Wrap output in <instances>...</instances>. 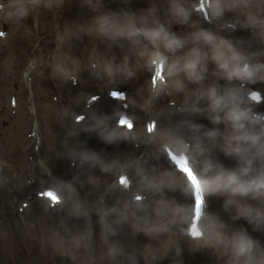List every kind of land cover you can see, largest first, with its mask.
Returning <instances> with one entry per match:
<instances>
[{"label":"rangeland","instance_id":"374dc122","mask_svg":"<svg viewBox=\"0 0 264 264\" xmlns=\"http://www.w3.org/2000/svg\"><path fill=\"white\" fill-rule=\"evenodd\" d=\"M180 2L197 5L198 0ZM229 2L236 3L234 0ZM236 4V8L224 13H232L240 18L242 14L254 17L255 12L256 16L264 17L262 3L257 11H253L252 6L245 11ZM157 7L158 5L155 8ZM165 7L164 4L161 6L163 9ZM195 15H190L189 19L193 20ZM194 23L198 27L205 26L203 28L218 33L214 28L208 27L209 24L203 23L197 15ZM227 38L241 45V41H236L235 34H230ZM66 56L63 51L62 57ZM213 69L214 65L210 63L205 79L199 87L207 88L212 86L214 81L217 85L221 82L223 78L213 75ZM151 72L152 67H146L143 71L135 70L137 80L127 83L130 96H138V110L141 109L134 114V131L119 130L117 127V118L125 113V107H120L114 114L106 112L105 107L108 104L105 101L108 100V94L103 87L107 89L111 81L97 84V78L91 81L94 87L88 88L83 94L82 104L74 113L63 115L62 128H58L53 134L48 130L45 133L39 129L40 122H36V116H32L28 109L17 110L22 120H17L18 125L14 123L7 129L5 127V132L13 137L18 126L19 129L22 127L19 132L26 135V140L14 143L11 153H8L9 159L0 163V184H3L0 190V264H223V260H218L210 249L201 247L202 241L187 234L194 226L199 227L194 221L190 224L192 197L190 200V194L188 198L182 195L177 190L175 172L167 167L163 168V162H168L166 147L177 151L168 142L169 136L181 143L183 141V144L191 141L194 147L199 142L200 146L210 153L211 149L208 145L204 146L201 138H196V142L192 139L196 137L200 127L211 121L196 117L193 120L195 123L191 124L187 115L192 109L195 97L188 96L185 103V93L177 91H174V99H180V103L177 100L175 103L176 106L179 103L184 110L182 114L172 112L167 105L170 98H165V107L161 108L159 114L153 113L150 116L153 104V90L149 82ZM237 85L238 82L235 81L224 87H238ZM197 87L195 84H187L189 92ZM256 88L243 90L245 104L247 93ZM91 94L102 96H99L97 102H89ZM205 106L207 103L204 100L196 104L199 109H205ZM55 112L54 109L51 114ZM257 114L263 116L264 107L259 109ZM44 115L42 110L41 117L44 118ZM77 115L84 116L82 123L76 122ZM31 117L35 119L32 120ZM147 117L159 125L155 137L145 130ZM185 121L187 125L183 128L180 123ZM35 123L39 125L36 130ZM1 124L0 119V126ZM99 127H104V133L95 135ZM211 127V130H217L213 123ZM255 127H262V121ZM227 133L228 130L225 134ZM1 136L4 134L1 133ZM6 143V140L1 142L2 145ZM244 146L249 147L248 142H245ZM256 151L257 147H250L247 158H252L253 169L259 170L264 167V160L254 158ZM79 153L90 156L96 154L94 156L98 159H79ZM97 153H101V156ZM219 154L223 155L221 147L216 157L218 161ZM230 161L233 163L237 160L230 156ZM10 166L15 168L17 173L11 174ZM102 166H107V170ZM65 173L73 178L72 182L66 180ZM125 175L127 189L118 183V179ZM160 177L166 178L165 186L161 190L148 187L149 180ZM26 188L28 190H25ZM43 188L58 191L61 204L52 208L51 204L46 202L44 205L40 204V207L30 206L26 209L24 204L29 205L31 197ZM135 194L143 196L142 204L136 205L133 198ZM214 199L215 205L218 204L220 209L218 213L212 212L213 214L224 220L230 229L243 227L256 237L260 229H256L243 218L233 219L234 212L224 209L223 200L209 197L211 202ZM161 200L175 206V213L163 209V216H157L155 209ZM251 203L256 207H264V200ZM77 205L86 214L78 215ZM113 208L117 211H110ZM104 211H107L108 215L102 218ZM262 238L263 236L256 239L264 245Z\"/></svg>","mask_w":264,"mask_h":264},{"label":"clouds","instance_id":"9594fccd","mask_svg":"<svg viewBox=\"0 0 264 264\" xmlns=\"http://www.w3.org/2000/svg\"><path fill=\"white\" fill-rule=\"evenodd\" d=\"M88 2L91 3V0ZM95 3L99 5L101 0H95ZM237 6L229 0H217L212 4V10L219 16ZM17 7L21 15L25 14L26 9L22 5ZM191 7L190 3L186 2L182 6L180 0H171L170 12L173 19L179 23H188L190 11L187 9ZM155 13V7L140 15L129 11L120 13L105 11L92 19L91 26L86 31L111 41H128L146 67L153 66L151 63L153 56L163 58L166 84L161 91L167 89L183 92L186 95L185 103L188 96L195 97L192 111H204L197 108L196 104L201 100L206 101L210 121L213 124L223 123L228 133L211 130L203 135L210 139L223 136L221 150L226 156L236 158L238 166L230 168L219 161H214L208 150L201 147L199 142L195 149H188L185 144L171 136L168 137V142L178 152L188 155L192 168L201 181L205 201L209 197L221 198L224 209L226 211L231 209L234 212L233 219L243 218L258 230L264 228V207H256L251 203L264 200V167L259 170L253 169V159L247 158L249 148L257 147L254 158L264 160V127L258 129L255 127L264 121V116L254 114L244 103V93L239 87L221 89L216 84L207 88L199 87L205 79L210 63L214 65L213 75L230 83L264 81V61L259 59L264 53L247 52L232 39L210 29L198 27L194 22L189 25L192 31L185 36H178L169 26L162 23ZM252 19L249 17L250 21ZM189 44L191 47L186 49ZM91 67L102 68L109 77L124 71L121 66H114L111 60L93 63ZM131 74L129 71L128 75ZM187 84H195L198 87L189 92ZM245 142H248L249 147L244 146ZM200 157L203 159H198ZM83 159L87 161L98 158L85 154ZM102 167L107 170V166ZM184 178L186 183H189L187 177ZM165 183L166 178L160 177L149 180L148 187L159 191ZM69 190L71 191L70 186ZM175 208L161 200L158 201L155 211L157 216H163V209L175 213ZM110 211L117 210L113 208ZM77 214H86L79 205ZM107 215L108 212L104 211L102 218ZM202 221L203 235L195 240L202 241L201 247L210 249L218 260H223V264H264V245L249 234L246 228L230 229L218 215L207 211H203ZM187 234L193 237L191 232Z\"/></svg>","mask_w":264,"mask_h":264},{"label":"snow or ice","instance_id":"6c2138e0","mask_svg":"<svg viewBox=\"0 0 264 264\" xmlns=\"http://www.w3.org/2000/svg\"><path fill=\"white\" fill-rule=\"evenodd\" d=\"M0 35H3V33H0ZM159 68L161 71H159L157 75L160 77V79H164V76L162 74L164 68L163 61H161V63L159 64ZM80 119H83V117H80ZM129 127H131L130 123H129ZM181 171H183L186 174L187 179L192 185L194 198H195V213H196V217L199 219L202 216V208L205 203V196L201 185V181L199 180V177L197 176L195 171L189 166L187 157H184L183 159V163L181 165ZM50 195L52 194L50 193ZM53 199L56 201V203H59L58 196H53ZM191 234L194 238H200L203 235L202 231L198 230V228H196L195 226L191 229Z\"/></svg>","mask_w":264,"mask_h":264},{"label":"bare ground","instance_id":"6f19581e","mask_svg":"<svg viewBox=\"0 0 264 264\" xmlns=\"http://www.w3.org/2000/svg\"><path fill=\"white\" fill-rule=\"evenodd\" d=\"M111 109V108H110ZM102 134V133H104V127H99V129H98V131H97V133L95 132V135H98V134ZM220 143V140H215V142H214V144H212V146H215V147H217V145ZM93 155H96V154H93ZM97 155L98 156H101V153H97ZM210 156L213 158V155L210 153ZM168 168H170V166H169V164L168 165H166ZM86 170V168L84 169V171ZM90 170V169H89ZM177 173V172H176ZM177 175L179 176V177H183L181 174H179V173H177ZM37 202H36V204H39L40 203V201L41 200H37L36 198H34Z\"/></svg>","mask_w":264,"mask_h":264}]
</instances>
